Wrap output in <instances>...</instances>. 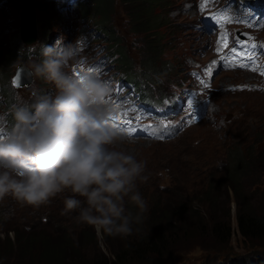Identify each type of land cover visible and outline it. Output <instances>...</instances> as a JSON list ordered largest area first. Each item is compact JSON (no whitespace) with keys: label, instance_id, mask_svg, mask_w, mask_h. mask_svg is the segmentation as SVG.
Here are the masks:
<instances>
[{"label":"clouds","instance_id":"9594fccd","mask_svg":"<svg viewBox=\"0 0 264 264\" xmlns=\"http://www.w3.org/2000/svg\"><path fill=\"white\" fill-rule=\"evenodd\" d=\"M41 55L26 74L55 92L33 89L31 102L15 92L0 112V202L11 197L39 208L70 191L64 214L78 213L79 222L109 237L132 236L148 212L138 184L147 180V162L126 147L131 138L114 123V83L88 70L81 37L42 45Z\"/></svg>","mask_w":264,"mask_h":264},{"label":"rangeland","instance_id":"374dc122","mask_svg":"<svg viewBox=\"0 0 264 264\" xmlns=\"http://www.w3.org/2000/svg\"><path fill=\"white\" fill-rule=\"evenodd\" d=\"M29 0L25 1L26 5ZM171 5H175V3L181 0H168ZM115 7L118 5H123L120 0H113ZM126 3L127 0H125ZM162 11L161 8H156L155 12ZM11 5L7 1L4 3V8L2 13L0 14V48L6 49V47L10 44V32L12 29V18L10 15ZM65 16H71L73 10L69 7H66L62 11ZM162 13V12H161ZM134 16V15H133ZM179 19H190L188 12H182L177 14ZM120 17V14L116 8L112 11V19L117 20ZM162 21L160 22V27L167 29V33L160 37V44L157 51L163 50L166 47L164 46L173 36V34L169 31L175 26L171 24L170 18H163L160 15ZM54 20H51V23ZM134 21L138 22L137 18L134 17ZM157 19H153V22H157ZM18 24V22H17ZM2 28L6 29L4 33V38L2 39ZM79 31V28L70 27L67 30V35L75 34ZM139 31L143 33L147 37L148 31L142 30L139 28ZM192 32L190 28H186L184 33L181 36V43L178 45L177 50L181 52L183 50H189L194 44L192 43L194 39L192 38ZM36 36V35H35ZM150 35L149 37H151ZM9 39L8 41H6ZM143 41V40H142ZM198 41L200 37H198ZM143 49V59L146 61V53L144 50V46L142 43ZM139 50H141L139 48ZM198 58L204 56V51H200L196 54ZM165 58L163 55L162 59ZM4 59V58H3ZM176 61L175 63H178ZM22 63V62H21ZM23 66H26L25 63H22ZM10 66L8 63L1 69V71H6ZM156 67L159 68L158 60L156 61ZM226 69V65L222 64L221 69L214 76V82L217 86V91H214L212 94L213 105L211 106L209 112L205 117H203L197 124L186 129L181 135L178 137L171 139L169 141H165V143H147V142H136L131 143L126 147H129L139 159H143L147 162L146 164V172L148 173L147 180L142 182L139 187L140 191L148 204V212L146 213V219L142 226H138L140 231L144 233L152 232L154 235V227L156 224L155 221L156 215L160 213V211L164 208H169L172 210H178L179 202L185 201L189 204H194L193 206L197 207L193 209L192 213L196 216H200L202 219L208 220L210 217L213 222H215V218L217 220H225L228 219L229 223H231V229L238 231V212L236 210V204L231 205L230 211H218L215 214L212 213L209 204L207 205L203 203L202 200L198 201V192L204 191V189H208L209 183H212L218 190H226L231 192L233 188L236 190L238 188L239 196V204L242 206H247L249 209H253L256 216L264 217V108L252 106L249 111H254V113L247 115L241 122L240 125H237V117L233 120V123L229 124L227 129L221 133L220 136H217L213 131L211 126L212 117L219 113L221 110H224L225 115L235 116L238 114L241 106L244 107L246 104L253 102H264V92L263 93H245V90H231L226 88L230 83H236L240 80L244 79L248 76L247 72L244 71H222ZM222 71V72H221ZM9 72V71H8ZM171 72V71H170ZM169 72V73H170ZM202 73L206 74L205 69H202ZM166 74V73H165ZM210 82H213V79H210ZM46 84V83H45ZM48 86V85H46ZM213 89H207L206 87H194L193 85L189 86L183 94H185L188 98H197L198 106L196 108V113L199 111L200 106L204 101H201V98L205 95H209ZM235 126L236 133H247L243 139L251 138L250 149L253 151L249 155L245 154L248 160L254 159L256 162L254 172H250L249 174H241L240 170L235 168L237 166L236 163H241L242 161H234L232 167L226 168L225 163L220 167L221 174L216 180H210V174L204 169L195 170L191 166H202L205 164L215 163L217 158H220L217 152V144L219 140H223L227 136V131H231V129ZM242 139L243 149L245 148V140ZM144 144H147L145 146ZM225 148V147H224ZM149 152H151V156H146ZM236 165V166H235ZM166 166L169 168L170 172L173 173L172 177V185L167 188H162L158 184V176L156 175V171L158 168ZM254 167V166H253ZM232 173L237 172L234 175V179L238 182V185L235 186L231 183L230 179L227 178L228 171ZM164 183H167V180H163ZM202 185V186H199ZM204 187V188H202ZM181 188L187 189L190 192V195L196 197L195 199H179L178 191ZM200 188H202L200 190ZM241 189V190H240ZM209 191V190H208ZM237 191V190H236ZM242 191V192H240ZM67 193H69L67 191ZM231 199L234 200L235 195L233 193L230 194ZM64 194H58V196L52 199L51 203L48 205L41 206L39 208H33L31 206L21 205L11 197L6 198L3 202H0V230L5 231L10 224L17 223L20 219V215L23 213L24 216L29 221L32 230H39L41 227H44L50 220L52 222L48 224V231L52 234H56L55 231L57 227L62 223L69 230L70 236L72 237V241L76 244V240L81 239V235L83 231H89L93 233L94 243H78L79 249L88 254H94L98 252L108 251L111 248H115L112 242H109L103 237V233L98 231L95 227H88L86 223H81L77 219V213L64 214ZM232 200V201H233ZM199 203H196V202ZM231 201V202H232ZM129 207V205H128ZM131 208H135L131 206ZM160 209V210H159ZM159 210V211H158ZM37 211L41 213V215H48L47 220L42 219L41 225L37 223ZM248 211V210H247ZM192 213L187 214V212L178 210L179 224H182L183 227L180 229V226L177 227L178 235L176 236L173 233L172 238L170 239V245L167 251L149 254L147 253L143 257L134 256V258L127 262L126 264H189L190 261L198 260L200 263L207 261L208 259L215 258L216 262H222L224 264H228L231 259L226 258L227 249L216 252L214 250L202 249L200 244L195 243L194 241H188V236L191 234L192 226H193V218ZM249 213V211H248ZM220 216V217H218ZM73 217V218H72ZM71 221H68L69 219ZM189 218V219H188ZM3 220H7L8 222H4ZM153 220V221H152ZM139 231V232H140ZM136 232L130 238H138L140 233ZM184 233H187V236H183ZM235 233L234 236H231V241L228 244L235 251H237L240 255L235 256V259H245L248 250L244 248L245 243L240 234ZM13 233L10 234V236ZM156 234V233H155ZM169 233H166V236ZM247 238V237H246ZM249 242L255 246L253 248L256 250H264V242L254 241L247 238ZM121 241V238H119ZM80 241V240H79ZM202 245H207L209 247L214 246L215 242L211 235L207 238H204ZM251 249V248H250ZM254 251V252H255ZM253 252V253H254ZM220 254V255H218ZM218 257V258H216ZM259 257L262 258L264 262V251L260 252ZM0 264H19V261L16 263L14 259H4ZM41 264V263H40Z\"/></svg>","mask_w":264,"mask_h":264},{"label":"trees","instance_id":"16d2710c","mask_svg":"<svg viewBox=\"0 0 264 264\" xmlns=\"http://www.w3.org/2000/svg\"><path fill=\"white\" fill-rule=\"evenodd\" d=\"M127 2L129 3L128 7L130 13H133L134 17L138 20L137 25L139 28L148 31L146 41L147 53L149 59L152 60L159 47L160 36L167 33V29L160 27V22L162 21L160 15L163 18L165 17L160 11L155 12V10L159 3L165 5L168 1L127 0ZM37 3H45L44 8L41 10V13L44 16V26L50 24L51 20H55L60 16V11L54 8L52 2L37 0ZM93 6L94 11L100 17L96 19V21L103 25L100 27V31L106 32L111 29L109 17L112 9V0H94ZM85 13H88V11ZM153 19H157L158 21L153 22ZM150 35L152 36L149 37ZM15 43H19L18 29L14 32H10L9 46L6 47V49H0V65H2V67H4L5 62L9 60L12 55H16ZM118 50L120 51V55L123 56L120 46L118 47ZM4 88L6 89V86H4ZM240 143L241 141L238 145ZM245 148L246 152L244 153L243 149H240L236 144H232L229 155L231 156L233 153V163L234 161H242L241 163H236L237 166L235 165V168L239 169L241 174L247 175L252 171L254 172L256 161L254 159L248 160L245 154L249 152V155L252 151H248L249 147ZM146 156L150 157L151 155L147 154ZM233 163H229L226 168L232 167ZM232 171L233 170L230 172L228 171V175L226 176L230 179L231 183L237 186L238 182L234 179V175H236L237 172L232 173ZM210 184L208 189L198 192V201L204 199L202 201L203 203L206 205L207 203H210L209 210H212L213 214L218 211L228 212L231 209V205L235 206L236 204V210H239V221H237L238 231L244 236L242 237L245 243L244 248H247L249 251L245 259H231L228 264H263L264 262L259 255L260 252H263L264 250L255 251L253 249L255 246H253L247 238L251 241L264 242V217L256 216L253 209H249L245 205L241 206L238 203V194L240 195L238 188H236L237 191L233 188L231 192H228L226 190H218L215 187L217 185ZM231 193L235 195L234 200L231 199ZM198 201L196 203H199ZM178 202L180 205V209L178 210L180 212L186 211L187 214H190L193 209L197 208L193 206L194 204H189L185 201ZM130 209L135 213V208L130 207ZM178 210L164 208L158 215H156L155 221L152 220L156 224L154 227V232L156 234L154 233V235H152V232L147 234L140 231V236L138 238L127 237L121 238L120 241L119 237L113 238L103 234V237L109 242H112L115 248H111L107 252L100 251L98 254L95 252L94 254H88L79 249L80 243H94V235L90 231L89 235L88 231H83L81 235L82 240L78 238L76 244H74L68 231L65 233L52 234L48 231L47 225L41 227L39 230H32L29 221L22 213L19 217L20 220L17 223L8 225L5 231L0 230V263H2L3 261L1 260L4 259H14L16 263L19 261V264H126L131 261L134 256L143 257L147 253L155 254L167 251L173 233L176 236L178 235L177 231L173 232L172 230H177V227L179 226L180 229L183 227L182 224H179ZM192 218L193 226L191 234L188 236V241H194L195 243L200 244L202 249L214 250L216 252L227 249V253L230 255H240L228 245L231 241V236L238 232L231 229L232 225L227 218L225 220H217L215 218V222H213L210 217L208 220H205L199 215L196 216L194 213H192ZM4 222L8 221L3 220V223ZM11 233L13 234L10 236ZM166 233H169V235L166 236ZM209 235L212 236L213 241L215 242L212 247L200 243ZM183 236H187V233H184Z\"/></svg>","mask_w":264,"mask_h":264},{"label":"snow or ice","instance_id":"6c2138e0","mask_svg":"<svg viewBox=\"0 0 264 264\" xmlns=\"http://www.w3.org/2000/svg\"><path fill=\"white\" fill-rule=\"evenodd\" d=\"M253 47H256V45H253ZM222 60H223V58H222ZM222 60H221V63H222ZM243 66V65H242ZM89 71H92L93 69H88ZM217 70H219V69H217ZM14 83H17V81L16 80H14ZM241 88H243V87H246V86H240ZM188 106L189 107H193L194 106V102L193 101H191V100H189L188 101Z\"/></svg>","mask_w":264,"mask_h":264},{"label":"water","instance_id":"95a60500","mask_svg":"<svg viewBox=\"0 0 264 264\" xmlns=\"http://www.w3.org/2000/svg\"><path fill=\"white\" fill-rule=\"evenodd\" d=\"M32 23H33V20L31 21V25H32V27H33V24H32ZM32 32H33V29H32ZM25 39H26V38H25Z\"/></svg>","mask_w":264,"mask_h":264},{"label":"bare ground","instance_id":"6f19581e","mask_svg":"<svg viewBox=\"0 0 264 264\" xmlns=\"http://www.w3.org/2000/svg\"><path fill=\"white\" fill-rule=\"evenodd\" d=\"M101 27V26H100ZM100 27H99V30H100ZM149 155H151V152L148 153Z\"/></svg>","mask_w":264,"mask_h":264}]
</instances>
